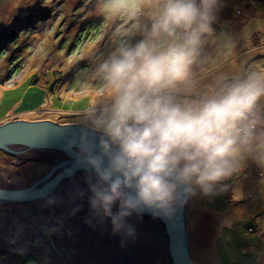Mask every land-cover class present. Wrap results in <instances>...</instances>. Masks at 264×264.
Instances as JSON below:
<instances>
[{"label": "rangeland", "instance_id": "374dc122", "mask_svg": "<svg viewBox=\"0 0 264 264\" xmlns=\"http://www.w3.org/2000/svg\"><path fill=\"white\" fill-rule=\"evenodd\" d=\"M97 4L98 0H0L2 123L81 124L85 110L97 103L91 86H85L94 84L89 69L113 50L116 33L131 30L124 18L105 23ZM91 21L98 26L82 30ZM6 26L15 27L13 40L2 34ZM211 27L213 35L204 50L207 62L197 69L198 83L182 94L196 96H184L191 101L212 92L219 77H240L249 66L264 71V0H220ZM140 39L137 34L129 41ZM57 70L64 82L49 92ZM34 77L38 83L31 85ZM2 153L0 189L10 190L46 174L51 168L45 159L64 161L60 157L65 156L56 151L47 157L42 151L16 157ZM57 188L51 196L18 208L0 204V264H170L164 229L155 219L133 215L127 223L134 227V236L114 234L110 221L100 223L92 215L83 172ZM187 233L196 264H264V167L245 158L240 172L223 181L214 194L198 192L192 197Z\"/></svg>", "mask_w": 264, "mask_h": 264}, {"label": "clouds", "instance_id": "9594fccd", "mask_svg": "<svg viewBox=\"0 0 264 264\" xmlns=\"http://www.w3.org/2000/svg\"><path fill=\"white\" fill-rule=\"evenodd\" d=\"M220 0H98L104 22L129 21L89 69L97 103L70 140L88 174V203L113 233L134 236V214L170 218L214 194L245 158L264 167V71L249 66L196 101L184 98L207 62ZM118 27V25H116ZM115 31V29L113 30ZM140 35L135 44L129 38ZM115 209V211H114Z\"/></svg>", "mask_w": 264, "mask_h": 264}, {"label": "water", "instance_id": "95a60500", "mask_svg": "<svg viewBox=\"0 0 264 264\" xmlns=\"http://www.w3.org/2000/svg\"><path fill=\"white\" fill-rule=\"evenodd\" d=\"M80 124L55 123L47 120H11L0 124V151L10 156H24L30 152L51 151L66 156L31 185L10 190L0 189V204H29L51 196L58 185L79 172L80 167L72 152L67 150L68 142L80 134ZM88 175V174H87ZM187 203L170 218H153L145 213L142 216L157 220L164 228L167 239V253L170 264H196L190 257L189 237L186 232ZM135 215V214H134Z\"/></svg>", "mask_w": 264, "mask_h": 264}, {"label": "trees", "instance_id": "16d2710c", "mask_svg": "<svg viewBox=\"0 0 264 264\" xmlns=\"http://www.w3.org/2000/svg\"><path fill=\"white\" fill-rule=\"evenodd\" d=\"M95 23L97 24L96 26H98V23L96 22V21H91V22H89V23H86V24H88V25H85V27H83L82 28V30H84L85 28H87L88 29V27L90 28V27H92V26H94L95 25ZM95 27V26H94ZM96 28V27H95ZM86 30V29H85ZM2 34L3 35H5V38L7 39V40H13L14 38H16V35H17V31L15 30V27H12V26H6L5 28H4V30H2ZM0 35H1V33H0ZM1 50V49H0ZM1 52V51H0ZM96 57V56H95ZM94 57H92V58H90V59H93ZM92 61V60H91ZM65 78H64V76H63V74L59 71V70H57V71H53V84L52 85H50V86H48V91L49 92H54V90H56V89H59L60 88V86L63 84V80H64ZM38 82H37V77H34L33 79H32V81H31V85H35V84H37ZM70 121H64V122H61V123H69ZM0 153H2V152H0ZM3 155H5V156H8V154H5V153H2ZM63 158V160L64 159H66V157L65 156H62ZM49 161L50 160H47V161H43V163H46V164H48V165H50V168H51V166H52V164L51 163H49ZM16 207L18 208V207H20V205L19 204H17L16 205Z\"/></svg>", "mask_w": 264, "mask_h": 264}, {"label": "bare ground", "instance_id": "6f19581e", "mask_svg": "<svg viewBox=\"0 0 264 264\" xmlns=\"http://www.w3.org/2000/svg\"><path fill=\"white\" fill-rule=\"evenodd\" d=\"M230 79H232V78H230ZM216 82V81H215ZM218 83V81L215 83V84H217ZM184 96H186V97H196V96H194V95H184ZM69 123H71V122H69ZM45 175V174H44ZM190 202H191V198L189 199V204H188V209H187V223H186V232H187V224H188V211H189V207H190ZM135 216H137V215H135ZM137 217H143V216H137ZM143 218H147V217H143ZM147 219H150V218H147ZM157 221V220H156ZM158 222V221H157ZM158 224H160L159 222H158ZM162 227V229H164L163 228V226H161ZM255 228H253L252 230H254ZM249 232H251L250 230H248ZM163 233V235H164V237H165V234H164V231L162 232ZM188 234V233H187Z\"/></svg>", "mask_w": 264, "mask_h": 264}, {"label": "flooded vegetation", "instance_id": "af4514ba", "mask_svg": "<svg viewBox=\"0 0 264 264\" xmlns=\"http://www.w3.org/2000/svg\"><path fill=\"white\" fill-rule=\"evenodd\" d=\"M48 155H49L48 153H45L44 156H42V157H47ZM61 158H62V156L60 157V159H61ZM45 160L47 161V159H45ZM49 160H50L49 163L54 164V165L57 164V163H59V162H61V161L58 159V157L55 158V159H51V158H50ZM64 160H65V159H64ZM54 165H53V166H54ZM84 175L88 177L87 174L84 173ZM25 186H26V185H25ZM21 187H22V186H21ZM57 189H58V188H57Z\"/></svg>", "mask_w": 264, "mask_h": 264}, {"label": "crops", "instance_id": "0c3cea01", "mask_svg": "<svg viewBox=\"0 0 264 264\" xmlns=\"http://www.w3.org/2000/svg\"><path fill=\"white\" fill-rule=\"evenodd\" d=\"M3 119V118H2ZM2 119H0V123H2L1 121H3Z\"/></svg>", "mask_w": 264, "mask_h": 264}]
</instances>
